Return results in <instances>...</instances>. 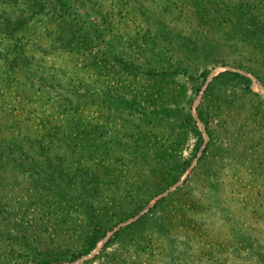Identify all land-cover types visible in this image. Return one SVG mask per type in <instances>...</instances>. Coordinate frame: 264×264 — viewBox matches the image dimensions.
Segmentation results:
<instances>
[{"label":"rangeland","instance_id":"rangeland-1","mask_svg":"<svg viewBox=\"0 0 264 264\" xmlns=\"http://www.w3.org/2000/svg\"><path fill=\"white\" fill-rule=\"evenodd\" d=\"M262 252L264 0H0V264Z\"/></svg>","mask_w":264,"mask_h":264},{"label":"trees","instance_id":"trees-1","mask_svg":"<svg viewBox=\"0 0 264 264\" xmlns=\"http://www.w3.org/2000/svg\"><path fill=\"white\" fill-rule=\"evenodd\" d=\"M228 73L231 74L232 76H234L235 78L241 79V81L245 82L247 84V86L250 87L252 81H251V78L249 76H247L245 74L238 73V72H234V71L228 72ZM64 137H65V140H66V136H64ZM62 138L63 137L61 135H59V137L55 135L52 139L54 140V142H57V141L62 142ZM76 138L79 141L82 140L79 136H77ZM91 138L92 137L88 138V140L91 139ZM76 145L79 146V147L80 146L82 147V144L81 143H77L76 142ZM131 224H133V222H131ZM104 235H105V233L104 234L103 233H100V234L95 235L93 237V239H92V243L89 246V248H91L99 239L103 238ZM262 254H264V252H262Z\"/></svg>","mask_w":264,"mask_h":264}]
</instances>
